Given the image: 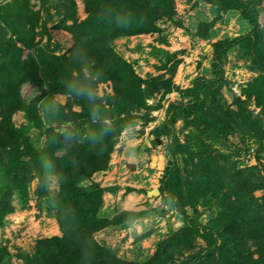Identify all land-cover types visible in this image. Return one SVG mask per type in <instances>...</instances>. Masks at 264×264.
I'll use <instances>...</instances> for the list:
<instances>
[{
  "label": "trees",
  "instance_id": "obj_1",
  "mask_svg": "<svg viewBox=\"0 0 264 264\" xmlns=\"http://www.w3.org/2000/svg\"><path fill=\"white\" fill-rule=\"evenodd\" d=\"M46 1L38 0L41 6ZM200 1L208 4L216 16L210 22L200 23L194 35L206 39L220 13L228 11L238 13L249 30L244 36L211 44V78L198 76L190 87L183 89L175 86L171 77L141 78L131 63L112 47L113 40L118 38L157 33L156 22L173 19V0H83L86 16L79 22L74 17V6L64 8L62 21L69 17L72 22L62 27L70 34L73 44L61 55L34 44L39 15L28 0H11L0 6V175L5 181L0 187V228L16 207L27 206L28 183L35 178L34 193L42 198L37 202V210L50 214L60 233L36 240L25 264H201L203 261L204 264H264V196L258 201L251 195L254 190L264 189V175L259 176L255 167L232 174L212 190L208 189L211 193L208 205L216 198L218 208L209 224L197 223L188 216V206L203 202L205 192L187 196L182 188L180 158L184 145L178 139L175 124L181 121L185 127H203L223 136L230 132L231 126L224 127L217 111L221 109L219 97L225 81L222 61L235 47L245 50L260 72L241 92L247 100L253 98L264 113V53L259 47L264 34L258 11L242 0ZM39 26L45 27L42 23ZM104 83H110L113 93L99 97L97 85ZM23 87L30 88V94L23 93ZM153 92H160L161 96L175 92L179 98L167 105L164 121L153 133L167 139L171 163L159 180V196L169 201L170 207L182 217L184 226L158 242L149 258L127 261L94 235L107 228L125 227L143 213L123 211L111 219L100 217L103 193L117 188H101L95 183L83 187L79 183L107 169L113 146L134 118L133 111L157 110L146 104ZM54 95L66 96L67 103H55ZM242 104H238L237 112H232L228 121L237 122L238 117L246 120ZM72 105L79 111L73 112ZM39 109L48 118L63 117V122L78 120L76 126L81 127L80 131L72 130L78 141L66 148V134L48 128L45 150L33 149L27 138L12 126L11 115L20 111L30 125L39 129ZM109 109L123 117L112 120L111 124L105 122V117L110 119ZM248 126L261 131L263 137L264 125L255 128L248 123ZM259 149L263 147L260 145ZM47 172L58 185L53 201L48 197ZM221 188L225 191H220ZM146 236L141 234L137 239ZM195 238L205 242L204 248L178 260L176 255L189 248ZM7 254L5 246L0 245V264H4Z\"/></svg>",
  "mask_w": 264,
  "mask_h": 264
},
{
  "label": "rangeland",
  "instance_id": "obj_2",
  "mask_svg": "<svg viewBox=\"0 0 264 264\" xmlns=\"http://www.w3.org/2000/svg\"><path fill=\"white\" fill-rule=\"evenodd\" d=\"M10 1L0 0V6ZM173 1L172 21L162 18L156 22L159 28L157 33L144 34L132 39L131 37L118 38L113 40L112 47L126 61L129 60L131 65L132 61L139 62V66L149 72L148 76H161L163 79L171 77V82L183 89L190 87L192 81L198 76L211 78V44L219 40L244 36L249 26L240 19L238 13L222 12L211 26L210 36L206 39L200 38L194 35V30L200 24L197 15L201 14L210 20L216 16L213 9L200 0ZM242 1L251 4L258 11V22L264 34V0ZM28 2L35 6L34 10L39 15V21L34 29L36 33L34 44L56 55L67 53L73 41L62 26L71 24L72 20L68 17L62 21L61 16L64 8L74 6L76 21L83 20L86 16L83 0H47L42 6L38 0H28ZM39 23L44 24L45 27L41 29ZM259 47L264 53V35ZM148 64L152 65L153 70ZM175 64L177 66L173 68ZM132 67L136 73L138 69L135 65ZM222 68L225 81L220 90L219 106L221 109L217 111V114L224 123V127L231 126L230 132L223 136L203 127L199 129L194 126L185 127L181 121L175 124L178 139L184 145V150L181 152L183 155L180 158L182 188L187 196L197 191L205 192L203 202L200 200L198 204L188 206V216L192 221L203 225L209 224L210 219L218 210L216 198L211 199L209 205L207 203L211 195L208 189L212 190L215 184L224 182L227 177H231L232 174L236 175L249 167H255L259 176L264 175V135L260 137L262 136L261 131L248 126V123L254 124L255 128L264 125V113L255 104L253 98L247 100L241 92V88L251 83L260 72L251 62L247 52L240 47H235L227 54L225 60L222 61ZM146 78L147 76L143 79ZM22 92L30 94L31 90L23 87ZM96 93L99 97L112 95L110 83L98 84ZM52 99L60 105L67 103V97L64 95H54ZM178 100L175 92L165 96H161L160 92H153L146 99V104L157 110L133 111L131 114L134 118L128 127L120 132L113 146L107 169L96 172L91 178L79 183L83 187L95 183L101 188H117L113 192L103 193L100 217L111 219L123 211L144 213L139 219L130 222L125 227L107 228L94 235L97 241L104 242L113 248L120 258L127 261H142L149 258L158 242L168 238L184 226L182 217L170 207L167 199L160 196H148V192L159 188V180L163 171L171 164L166 150L167 139L165 136L156 137L153 132L163 123L167 105ZM239 103H243L241 107L245 109L246 120L238 117L237 122L228 121L229 117H232V112H237ZM71 109L73 112L79 111L74 105ZM64 112L67 113V109ZM107 114L110 119L106 117L104 119L109 124L112 120L123 117V114H117L111 109L107 111ZM39 116L41 126L37 129L25 120L22 112L17 111L11 115L12 126L27 138L33 149L39 152L45 150V131L48 128L58 134H66V148L78 141L72 131L73 129L80 131L81 127L76 126L78 120L63 122L61 120L63 117L48 118L40 109ZM256 121L257 124H255ZM195 137L200 140V145ZM258 139L261 141L258 142ZM260 145L263 147L261 151H259ZM130 164L136 168L130 170L128 168ZM46 178L48 197L53 201L58 189L57 181L50 172H47ZM4 183L0 175V187ZM36 185L35 178L28 183L27 206L24 209L16 207L13 213L4 218L3 227L0 228V245L5 246L8 253L4 264H25V258L31 257L34 251L36 240L60 235L51 215H47L44 210L41 212L37 210V202L42 198L34 193ZM132 187L135 190L140 188L141 200L135 195H133L134 200L128 199L127 195L133 192L127 193L125 190ZM220 191L224 192L225 188H221ZM243 191L245 192L244 189ZM134 193L138 195L139 192ZM251 195L260 201L264 196V189L254 190ZM230 198L233 199L232 196ZM124 204H130V206L127 208ZM141 234H147V236L137 239ZM204 246L205 242L202 239L195 238L191 246L182 249L176 257L178 260L187 259Z\"/></svg>",
  "mask_w": 264,
  "mask_h": 264
},
{
  "label": "crops",
  "instance_id": "obj_3",
  "mask_svg": "<svg viewBox=\"0 0 264 264\" xmlns=\"http://www.w3.org/2000/svg\"><path fill=\"white\" fill-rule=\"evenodd\" d=\"M214 17V16H213ZM197 20L199 21V23H206V21L208 22V21H211L212 19H210V20H208L207 18H205L203 15H201V14H198L197 15ZM198 23V22H197ZM195 31V30H194ZM139 37L140 36H143V35H138ZM137 36H135V37H131L130 39H132V38H136ZM138 40V39H137ZM136 49V48H135ZM137 50H138V48H137ZM136 53V52H135ZM128 62H129V60H127ZM139 62H134V61H132V65L134 66H136V68L138 69L137 70V75L138 76H140L141 78H145V76H147L148 74H149V72H146V70H144V68L142 67V66H139L140 64H138ZM148 66L150 67V68H152V70H153V67H152V65L151 64H148ZM149 68V69H150ZM170 95V94H169ZM175 95H177L176 93H175ZM131 163V162H130ZM130 167H133V169H130ZM128 168L130 169V170H134L136 167H134V165H129L128 166ZM102 187H104V186H102ZM133 191V193H131V195H130V193L127 195V197H128V199L129 200H131L132 201V199L134 200V196L133 195H135L136 197H138V199H140L141 200V197H142V195H140V193L142 192L141 190H140V188H138V189H134L133 187L131 188ZM134 192H139L138 193V195H137V193H134ZM108 194V193H107ZM105 197V196H104ZM130 206V204H124V207H129ZM134 212H136V211H134ZM144 214V213H143Z\"/></svg>",
  "mask_w": 264,
  "mask_h": 264
},
{
  "label": "water",
  "instance_id": "obj_4",
  "mask_svg": "<svg viewBox=\"0 0 264 264\" xmlns=\"http://www.w3.org/2000/svg\"><path fill=\"white\" fill-rule=\"evenodd\" d=\"M130 169H133V167H130ZM148 196L158 197L159 196L158 189H153L150 192H148Z\"/></svg>",
  "mask_w": 264,
  "mask_h": 264
}]
</instances>
